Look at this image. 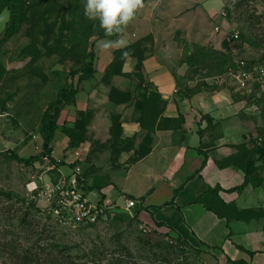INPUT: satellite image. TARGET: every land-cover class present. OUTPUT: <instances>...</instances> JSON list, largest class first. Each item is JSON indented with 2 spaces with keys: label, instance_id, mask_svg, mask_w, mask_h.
Returning <instances> with one entry per match:
<instances>
[{
  "label": "rangeland",
  "instance_id": "374dc122",
  "mask_svg": "<svg viewBox=\"0 0 264 264\" xmlns=\"http://www.w3.org/2000/svg\"><path fill=\"white\" fill-rule=\"evenodd\" d=\"M51 1L54 9L48 16L52 21L58 19L59 26L62 16L71 18L70 4L74 0ZM93 1L103 4L110 17L121 14L131 18L135 11L136 16L132 19V25L136 27L135 38H143L139 43L146 47V53L156 56L158 62L173 73L182 66L185 57L193 56L199 49L230 56L231 64H239L237 71V67L230 65L228 71L210 74L206 62L193 57L198 60L195 72L189 71V74L185 71L179 76V90L181 94L193 93L185 80H197L194 83L197 87L193 89L201 87L210 93L209 103L212 97L216 101L212 104L216 107L214 116L211 114L210 117L208 112L200 123L204 126L202 130L244 131L247 142L241 138L234 155L242 153L243 146L253 149L255 143L262 142L264 84L256 81L260 76L254 68H264L261 59L264 51L261 42L264 39V0ZM37 11L30 14L31 19L22 25L19 33L0 43V264H22L20 257L23 256L33 260L28 264H61L64 259L71 264H231L228 262L230 257L220 249L187 243L174 233L161 235L155 232V228L142 225L138 218L134 220L132 212L123 206L116 205L94 225L64 224L47 212L46 208L56 202L55 196L49 195L51 187L62 181L63 173H70L74 166L73 148L69 138L68 144L62 141V130L73 128L75 124L59 126L60 140L52 143L54 161L41 157L34 164L27 165L18 158L28 159L44 152L42 130L48 105L64 86L69 90L77 87L76 91L79 86L82 90L88 87V77L78 76L83 63L92 60L89 55L93 53L95 56L96 43L100 39L92 34L88 46L76 49L64 39L65 47H61L54 37L47 40V36L40 32H28L34 28L32 23L38 21ZM9 13L7 8L0 13V38L4 35ZM242 30L248 35L246 41L240 38ZM235 33L238 38L234 37ZM257 36L259 44L253 46ZM246 76L252 79H245ZM101 80L104 82L107 78ZM120 80L123 81L121 77ZM134 83L136 81L131 82L133 88ZM138 91L136 85L135 92ZM87 115L86 112V128ZM101 130H106V126L87 129L81 143L85 146L86 159L79 166L86 186L95 189L105 181L106 168L112 171L116 166L113 153L121 150L107 149L109 138ZM124 146H133V140H127ZM59 151L60 155H57ZM238 161L235 159L233 165L236 169H240ZM258 166H261L264 179V161H259ZM248 187L249 190L241 194L239 204L242 206L234 203L239 211L229 208L223 213L231 222L244 223V232L261 233L264 229V184L261 187L249 184ZM91 191H94L96 200L102 197L98 190ZM253 250L257 253L249 264H264V255H261L264 251Z\"/></svg>",
  "mask_w": 264,
  "mask_h": 264
},
{
  "label": "crops",
  "instance_id": "0c3cea01",
  "mask_svg": "<svg viewBox=\"0 0 264 264\" xmlns=\"http://www.w3.org/2000/svg\"><path fill=\"white\" fill-rule=\"evenodd\" d=\"M135 28L130 21L118 40L100 39L96 43L94 77H88V87L82 90L79 86L73 101L61 109L56 138L52 143L60 140L59 126L74 125L80 111L88 113V131L106 126V130L101 131L108 136L110 142L112 115H118L122 130L119 136L113 137L114 141L107 148L111 151L121 149L117 154L113 153L116 166L112 171L106 168V182L98 184L100 189H93L101 192L113 204L125 208L128 200L137 201L128 210L133 216L137 215L138 221L146 227L149 225L171 235L174 233L189 243L220 249L232 260L244 259L250 263L256 254L251 257L240 250L239 246L250 251H264V229L261 233L252 230L244 232V223L231 222L227 217L220 218L198 202L200 195L209 187L220 186V196L226 203L239 204L241 194L249 187L243 192L227 193L226 190L242 185L245 173L234 166L221 167L219 162L234 155L239 142H247L248 138L246 139L243 130L201 129L204 127L200 124L204 116L208 112L210 117L211 114L214 116L216 107L212 104L216 101L212 97L209 103L207 99L210 93L201 87L193 89L197 87L194 86L197 80L186 79L191 87L190 91L194 92L186 93L184 90L185 93L181 94L179 76L185 71L195 72L196 69L187 63L181 64L175 70L178 74H175L158 62L156 56L146 53L145 46H141L140 49L133 48L125 56L122 74L106 76L115 52L143 39L135 38ZM138 50L145 51L142 70L144 82L135 75L136 57L132 53L136 55ZM82 75L83 72L78 77L82 78ZM135 81L133 88L131 82ZM136 85L138 93L135 92ZM114 88L128 92L130 100H125L126 96L119 93L113 94L110 101ZM154 91L161 94L166 104L163 113L153 118V113L148 108L141 110L135 106V101L143 100V94ZM99 92L101 96L94 97ZM140 115L145 119V124L148 123L145 129L139 121ZM163 118L177 119V122L163 121ZM175 123L177 124L174 125ZM62 135L64 138L61 140L67 143L69 137L63 130ZM127 140H133V146L126 148L124 144ZM103 142L102 140V144ZM56 154L60 155V151Z\"/></svg>",
  "mask_w": 264,
  "mask_h": 264
},
{
  "label": "trees",
  "instance_id": "16d2710c",
  "mask_svg": "<svg viewBox=\"0 0 264 264\" xmlns=\"http://www.w3.org/2000/svg\"><path fill=\"white\" fill-rule=\"evenodd\" d=\"M45 1L46 0H0V13L4 8L9 9L10 12L9 20L6 24L4 35L2 38H0V43L8 41L15 34L19 33L22 28V25L25 22L28 23L29 19H31L30 14L34 13L37 10L39 11H37L38 21L34 22V24L32 23L34 28L29 29L28 32H34L35 34H38V32H40L43 36H47V40L49 37H54L57 41V44L61 47H65L63 43L64 39H68L67 41H70L71 44L74 45L73 49L88 46V40L92 34L97 35L98 40H118L123 34L125 25L132 21V19L136 16V12L134 11L132 12L131 18H126L121 14L118 16L110 17L106 14L107 11L103 4H100L98 1L94 2L93 0H74L72 4H70L72 12L71 18L62 16L60 24L59 26H57L59 23L58 19L56 21H52L48 16V13H51V10L54 9V3L53 1L50 2V0L48 2ZM245 1L249 2L248 0H243V2ZM240 38L243 41H246L248 39V35L244 30H242ZM258 38L259 37L257 36L256 40L252 43L253 46L259 44ZM232 39L234 38L232 37ZM95 42H93L92 45H95ZM139 42L140 41H138L132 46L119 49L115 52L114 60L108 67L106 76L122 74V65L125 60V56L130 53L135 47H137V49H140L141 45ZM261 42L264 43V39L261 40ZM132 55L136 57L135 75L139 80L144 82L145 78L142 73V60L145 59V51L138 50L136 52V55L133 53ZM89 57H92V60L88 63H83L80 69L86 78L93 76L95 71L93 64V59L95 56L93 53H91ZM193 57H197V59L199 58L201 61L206 62V65L208 67L207 69H209V74L210 72L222 73L228 71L229 69H231L230 65H233V68L237 67L236 63L231 64L230 56L214 50L199 49L195 51V53H193V56L185 57V59H183V62L187 63L190 67H194L195 63H197L198 60H194ZM261 59L264 60V51L261 55ZM76 92L77 91L75 89L69 90V88L64 86L59 92L58 97L50 102L44 115V127L42 130L44 136V152L39 156H33L28 159L18 158L20 162H24L27 165H31L39 161L41 157H47L54 161V157L52 155V142L54 141L55 133L58 127L57 119L59 117L61 108L73 101ZM119 93L124 94V96H126L125 100H130V94L128 92H123L114 88L110 94V101L113 99V94ZM143 95V100H136L135 106H137L143 111L148 108L149 111L153 113V118L156 115H161L163 113V108L166 104L165 100H163V98L161 97V94L157 91H154L151 94ZM55 112H57V114H54ZM85 116L86 112H78V117L75 122V126L73 128L65 127L63 130L64 133H66V135L69 137V143L72 148L80 146L82 141L85 140V133L87 130L84 121ZM166 120L175 122L177 119L163 118V121ZM139 121L141 122L142 127L145 129L147 126L145 127V119L142 115L139 116ZM152 121L154 124L155 120L153 119ZM121 130L122 126L120 122V117L118 115H112V127L110 131L112 135L110 139L111 143L114 141L113 137L120 135ZM242 148L244 150L242 153H237L236 155L226 159L225 162H219V165L221 167L233 166L235 159H239L238 167L245 173V179L243 184L226 190L227 193L243 192L249 184H252L254 187H261L264 184V179L261 176V166H258L259 161H264V139L260 144L255 143L253 149L246 148L245 146H243ZM248 152H250L251 154ZM248 155H252L253 157H248ZM88 187V189H93V186ZM97 188L100 189L101 186H98ZM221 191L222 188L220 186H215L214 188L209 187L208 190H206L203 194L200 195V197L198 198V202L202 203L206 207V209L214 212L220 218H226L227 216L223 213L224 209H238L234 203H226L224 199H222V197L220 196ZM102 198L104 199L103 195ZM238 211H236V214L239 213ZM132 218L137 219V215H134ZM159 231V229L155 230V232L160 233L161 235H167V233L169 234V232L167 231ZM186 242L188 243V241ZM239 249L247 252L251 257H254V255L257 253L255 251L246 250L242 246H239ZM20 259L23 262L22 264H28L29 262L33 261L32 259H29L28 256L20 257ZM228 262L231 264H249V262L244 259L232 260L229 258ZM60 263L71 264L65 261V259L61 260Z\"/></svg>",
  "mask_w": 264,
  "mask_h": 264
},
{
  "label": "built area",
  "instance_id": "2783aa9c",
  "mask_svg": "<svg viewBox=\"0 0 264 264\" xmlns=\"http://www.w3.org/2000/svg\"><path fill=\"white\" fill-rule=\"evenodd\" d=\"M235 38H238V33H235ZM239 64H237L238 70ZM259 73L260 78L256 81L264 84V68L260 66L254 68ZM245 79H252L251 77H244ZM85 146L73 148V157L75 158L68 174L63 173L62 181L56 182L51 187L49 195H54L56 202L46 208L47 212L57 218L59 222L64 224L85 223L87 225L97 224L102 218L108 215V211L116 206L107 199L102 197L96 200L94 191H91L86 186V179L82 174V167L80 162L86 159ZM52 193V194H51ZM41 197V193L39 194ZM137 201L128 200L127 208H132Z\"/></svg>",
  "mask_w": 264,
  "mask_h": 264
},
{
  "label": "clouds",
  "instance_id": "9594fccd",
  "mask_svg": "<svg viewBox=\"0 0 264 264\" xmlns=\"http://www.w3.org/2000/svg\"><path fill=\"white\" fill-rule=\"evenodd\" d=\"M90 190H92V189H90ZM106 199V198H105ZM127 208V207H126ZM128 209V208H127Z\"/></svg>",
  "mask_w": 264,
  "mask_h": 264
}]
</instances>
